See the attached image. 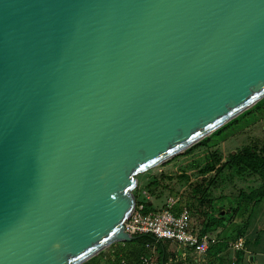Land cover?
Here are the masks:
<instances>
[{"label": "water", "instance_id": "1", "mask_svg": "<svg viewBox=\"0 0 264 264\" xmlns=\"http://www.w3.org/2000/svg\"><path fill=\"white\" fill-rule=\"evenodd\" d=\"M264 97V0H0V264H82L137 175Z\"/></svg>", "mask_w": 264, "mask_h": 264}, {"label": "rangeland", "instance_id": "2", "mask_svg": "<svg viewBox=\"0 0 264 264\" xmlns=\"http://www.w3.org/2000/svg\"><path fill=\"white\" fill-rule=\"evenodd\" d=\"M133 193L136 202L152 195L186 207L196 231L222 217L223 223L207 234L212 244L223 239L226 248L216 261L202 264H264V105L223 132L139 173ZM246 218L244 230L237 232L242 243L236 244L232 235ZM157 256L151 258L154 264Z\"/></svg>", "mask_w": 264, "mask_h": 264}, {"label": "built area", "instance_id": "3", "mask_svg": "<svg viewBox=\"0 0 264 264\" xmlns=\"http://www.w3.org/2000/svg\"><path fill=\"white\" fill-rule=\"evenodd\" d=\"M173 204L174 201L169 200L159 210L146 211L145 202L137 201L133 212L124 223L125 231L131 235L152 234L156 240L175 241L185 248L207 253L211 244L210 236L202 235L191 227L189 210L186 207L176 213L172 210ZM238 243H242L241 239L236 241ZM143 259L154 264L145 257Z\"/></svg>", "mask_w": 264, "mask_h": 264}, {"label": "trees", "instance_id": "4", "mask_svg": "<svg viewBox=\"0 0 264 264\" xmlns=\"http://www.w3.org/2000/svg\"><path fill=\"white\" fill-rule=\"evenodd\" d=\"M264 105V97L259 100L255 105L250 107L249 109L245 110L243 113L223 125L222 127L215 130L211 136L217 135L221 132H223L228 126L239 120L240 118L244 117L246 114L252 111L253 108L259 107ZM209 138V136H206L201 141H205ZM188 150V149H187ZM146 204V211H153L157 209L151 208L148 204L149 202L145 201ZM167 203H165L163 207H165ZM174 208L172 210L175 212L178 209L177 203H175ZM222 221V217H219L217 219H213L205 226V228L202 229V231H199L200 234H206L207 231H209L213 226H218V224ZM247 224V219H244L243 225L239 226L238 230L234 232L232 235L233 238L237 239L239 236V231H243L245 226ZM156 244L158 247L161 246L164 247V249H167L165 246V241L162 240H156L155 237L152 234H139L137 235V238L131 239V240H121L120 242H115L111 244L108 248L102 250L97 255L90 258L88 261L82 263V264H124V262L128 264H143V257L148 254V247L150 245ZM212 243L209 246L208 251L213 249L212 256H214V251H222L226 248V243L223 239H220L215 243L214 245L217 247H212ZM207 251V252H208ZM167 257H161L159 264H166Z\"/></svg>", "mask_w": 264, "mask_h": 264}, {"label": "crops", "instance_id": "5", "mask_svg": "<svg viewBox=\"0 0 264 264\" xmlns=\"http://www.w3.org/2000/svg\"><path fill=\"white\" fill-rule=\"evenodd\" d=\"M163 198L164 197H155V196H150V198L148 197L147 202H149V206L153 209H161L162 206L167 202L168 200L163 202ZM172 200V199H171ZM174 201V200H173ZM176 201H174L173 207L175 206ZM184 207H178L177 211L175 210L176 213H179L180 211L183 210ZM175 209V208H174ZM247 219V218H246ZM248 221V219H247ZM223 223V221H221L218 226H213L209 231L215 230L216 228H218L221 224ZM207 231V232H209ZM206 232V234H207ZM208 236H210V238H212L211 233L207 234ZM239 239L235 240L234 242L238 241ZM214 245V244H213ZM212 245V247H213ZM165 246L167 249H164V247L161 248L158 247L156 244H151L148 247V254L145 255L144 257L149 259L150 261L152 256L154 254H157V262L159 264V261L161 259V257H167V262L166 264H202V260H206V259H211L210 261H216L214 257L220 255L224 250L222 251H214V256H212V251L213 249L209 250L207 253H199L197 251H194L193 249H189V248H185L183 247L181 244H179L178 242L175 241H165ZM214 247H217L214 245ZM143 257V258H144ZM143 260V264H150L149 261L145 262L144 259ZM153 262V261H152Z\"/></svg>", "mask_w": 264, "mask_h": 264}]
</instances>
